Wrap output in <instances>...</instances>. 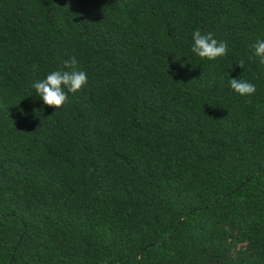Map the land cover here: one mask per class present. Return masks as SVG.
Wrapping results in <instances>:
<instances>
[{
	"label": "trees",
	"instance_id": "trees-1",
	"mask_svg": "<svg viewBox=\"0 0 264 264\" xmlns=\"http://www.w3.org/2000/svg\"><path fill=\"white\" fill-rule=\"evenodd\" d=\"M259 39L264 0H0V264H264Z\"/></svg>",
	"mask_w": 264,
	"mask_h": 264
},
{
	"label": "clouds",
	"instance_id": "clouds-1",
	"mask_svg": "<svg viewBox=\"0 0 264 264\" xmlns=\"http://www.w3.org/2000/svg\"><path fill=\"white\" fill-rule=\"evenodd\" d=\"M193 43L191 51L201 59L215 60L227 54L228 45L225 41H218L212 32L202 33L199 29L192 33ZM252 55L249 59L259 58L264 65V39H259L249 45ZM77 59L71 57L64 61L67 70H55L47 74L46 78L36 81L32 87L36 95L41 97L43 104L55 109L61 108L68 100V93L79 92L87 83L86 72L79 70ZM241 68L244 61L237 63ZM230 88L241 96H251L256 93V86L242 79L231 78L228 81Z\"/></svg>",
	"mask_w": 264,
	"mask_h": 264
}]
</instances>
